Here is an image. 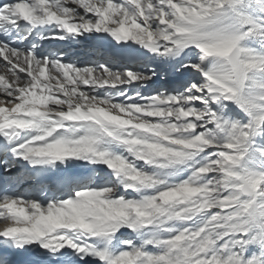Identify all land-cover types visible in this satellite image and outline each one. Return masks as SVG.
<instances>
[{
  "label": "snow or ice",
  "instance_id": "obj_1",
  "mask_svg": "<svg viewBox=\"0 0 264 264\" xmlns=\"http://www.w3.org/2000/svg\"><path fill=\"white\" fill-rule=\"evenodd\" d=\"M0 264H264V0H0Z\"/></svg>",
  "mask_w": 264,
  "mask_h": 264
}]
</instances>
